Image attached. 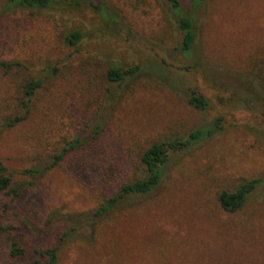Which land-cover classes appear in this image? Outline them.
<instances>
[{"label":"rangeland","instance_id":"1","mask_svg":"<svg viewBox=\"0 0 264 264\" xmlns=\"http://www.w3.org/2000/svg\"><path fill=\"white\" fill-rule=\"evenodd\" d=\"M104 2L117 23L86 6L0 7V60L27 59L44 82L51 74L43 65L61 71L48 88L43 82L21 125L0 127V158L11 169L42 166L76 131L86 136L54 168L18 177L30 185L12 211L27 217L33 245L57 246V264H264V116L253 96H264V0H205L196 9L180 0L195 17L188 58L175 49L167 0ZM71 29L82 34L75 52L58 37ZM134 65L124 81L105 80L107 68ZM15 73L0 75V119L17 98L8 89ZM191 92L204 109L188 103ZM216 118L215 133L169 153L152 190L95 215L104 165L119 181L144 178L143 149ZM252 178L240 209L223 210L217 193Z\"/></svg>","mask_w":264,"mask_h":264},{"label":"trees","instance_id":"2","mask_svg":"<svg viewBox=\"0 0 264 264\" xmlns=\"http://www.w3.org/2000/svg\"><path fill=\"white\" fill-rule=\"evenodd\" d=\"M167 1L173 22L179 33V40L175 49L184 58H188L193 53L195 17L193 13L183 11L180 0ZM204 2L205 0H191V6L196 9ZM81 6L88 7L104 21L114 24L118 22V15L104 0H3L0 7L4 11L20 10L40 13L43 10L51 9L75 10ZM58 37L65 47L71 48L75 52L78 50V43L82 34L77 29H71L60 32ZM24 61L25 64L20 60H0L1 76L9 75L12 70L16 71V76H12L9 80L8 89L14 99L17 97V102H9L11 112L6 111L7 113L0 119V127L5 129H12L21 125L23 120L30 114V103L33 97L39 94V90L43 88L44 83L48 88L52 77L61 75L56 63H54L55 65H43L42 70L46 69L51 74V78L44 82V77L36 76L34 65H30L27 59ZM138 69H140L139 65L122 69L109 67L105 70V80L122 82ZM259 76L264 82L262 75ZM255 93L256 95H253L256 96L254 100L258 103L260 113L264 116V96L257 91ZM187 101L198 109H204L207 106V102L202 95L193 92L188 96ZM218 125L219 118H216L211 127H198L183 137H168L148 145L139 153L138 157L139 163L146 172L144 178L119 181L120 178L117 172H112L113 168L108 167L110 163L104 165L96 183L95 190L98 199L95 215H102L111 207H114L125 195H143L152 190L160 180L171 151L185 149L201 138L212 135L219 127ZM98 132L93 131L92 133L97 134ZM81 134V132L76 131L73 136L64 141V145L60 149L46 155V159L41 160L42 166H25L21 169H11L0 158V264H57V246L33 245L32 238L28 234L30 227L26 221L27 217L12 211L13 203L30 185V182H19L18 177L41 175L54 168L69 152L78 150L79 147L83 146L86 136L81 137ZM257 182L256 178H252L239 183L232 191L221 190L217 193L216 200L220 207L227 212L238 210ZM67 233L65 231L64 235Z\"/></svg>","mask_w":264,"mask_h":264}]
</instances>
